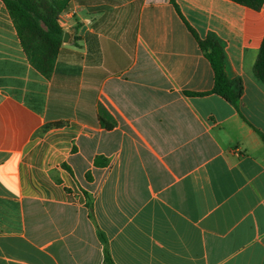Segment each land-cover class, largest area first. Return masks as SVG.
<instances>
[{
  "label": "crops",
  "instance_id": "obj_1",
  "mask_svg": "<svg viewBox=\"0 0 264 264\" xmlns=\"http://www.w3.org/2000/svg\"><path fill=\"white\" fill-rule=\"evenodd\" d=\"M59 20L47 77L0 0V264H105L101 235L115 264H264V6L72 0Z\"/></svg>",
  "mask_w": 264,
  "mask_h": 264
},
{
  "label": "trees",
  "instance_id": "obj_2",
  "mask_svg": "<svg viewBox=\"0 0 264 264\" xmlns=\"http://www.w3.org/2000/svg\"><path fill=\"white\" fill-rule=\"evenodd\" d=\"M3 1L11 14L30 62L47 77H51L65 37L59 16L71 7L72 0ZM231 1L257 11L264 6V0ZM198 41L215 73L213 93L238 106L244 93V85L242 81L233 82L229 79L224 47L214 36ZM254 74L264 84V40L254 67ZM205 95L200 94V96ZM60 125L61 123H55L46 128ZM260 135L264 141V134ZM101 238L106 245L105 264H115L108 250V242L103 235Z\"/></svg>",
  "mask_w": 264,
  "mask_h": 264
},
{
  "label": "water",
  "instance_id": "obj_3",
  "mask_svg": "<svg viewBox=\"0 0 264 264\" xmlns=\"http://www.w3.org/2000/svg\"><path fill=\"white\" fill-rule=\"evenodd\" d=\"M66 37H67V35H66Z\"/></svg>",
  "mask_w": 264,
  "mask_h": 264
}]
</instances>
